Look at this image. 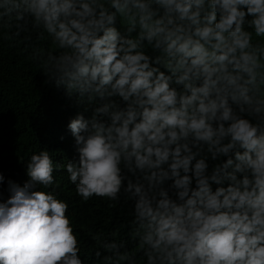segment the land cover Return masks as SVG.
<instances>
[{"label":"clouds","instance_id":"1","mask_svg":"<svg viewBox=\"0 0 264 264\" xmlns=\"http://www.w3.org/2000/svg\"><path fill=\"white\" fill-rule=\"evenodd\" d=\"M0 8L15 12L18 31L30 25L54 46L36 53L47 83L106 101L68 125L77 161L55 165L40 151L29 181H8L0 264H83L68 202L40 190L58 168L78 199L133 202L141 257L125 241L102 242L104 264H264V0H0Z\"/></svg>","mask_w":264,"mask_h":264},{"label":"trees","instance_id":"2","mask_svg":"<svg viewBox=\"0 0 264 264\" xmlns=\"http://www.w3.org/2000/svg\"><path fill=\"white\" fill-rule=\"evenodd\" d=\"M17 24L14 11L0 8V173L5 177L0 185V202L11 195L9 180L21 186L29 181L27 164L31 155L47 150L55 165L77 161L79 154L68 125L79 114L90 118L93 109L106 102L99 97L90 102L87 94L69 95L54 81L47 83L51 73H46L44 60H38L36 53L51 51L54 46L48 40L37 39V30L30 25L18 31ZM54 178L52 186L40 190L52 191L58 199L68 202L67 215L80 240L83 264H104L103 258L109 253L102 242L113 240L125 241L127 250L135 251L140 259L131 236L132 201L125 202L121 195L119 202L95 196L85 202L77 198L76 185L70 182L66 168L55 170ZM97 251L101 252L99 258Z\"/></svg>","mask_w":264,"mask_h":264}]
</instances>
